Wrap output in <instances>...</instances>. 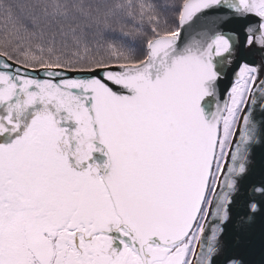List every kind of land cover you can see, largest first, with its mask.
<instances>
[{"label": "snow or ice", "instance_id": "obj_1", "mask_svg": "<svg viewBox=\"0 0 264 264\" xmlns=\"http://www.w3.org/2000/svg\"><path fill=\"white\" fill-rule=\"evenodd\" d=\"M261 140L264 0H0V264H264Z\"/></svg>", "mask_w": 264, "mask_h": 264}, {"label": "water", "instance_id": "obj_2", "mask_svg": "<svg viewBox=\"0 0 264 264\" xmlns=\"http://www.w3.org/2000/svg\"><path fill=\"white\" fill-rule=\"evenodd\" d=\"M243 26L242 21H232L227 28L241 29ZM250 61L260 62L261 58L257 50L246 53ZM235 67V65H233ZM232 80V68L227 70L226 78L220 83V91L223 95L230 85ZM264 182V140L254 145L252 149V164L247 176L242 180V188L246 191L251 185H259ZM246 196L242 195L239 199L243 200ZM238 214L234 212L233 219L225 226L224 243L226 251L246 253L248 249V242L255 240L258 241L260 234L264 231V214L256 217L255 223L247 228V231H242L238 227Z\"/></svg>", "mask_w": 264, "mask_h": 264}, {"label": "bare ground", "instance_id": "obj_3", "mask_svg": "<svg viewBox=\"0 0 264 264\" xmlns=\"http://www.w3.org/2000/svg\"><path fill=\"white\" fill-rule=\"evenodd\" d=\"M258 55L260 56V58L262 59V55L259 51H257Z\"/></svg>", "mask_w": 264, "mask_h": 264}, {"label": "flooded vegetation", "instance_id": "obj_4", "mask_svg": "<svg viewBox=\"0 0 264 264\" xmlns=\"http://www.w3.org/2000/svg\"><path fill=\"white\" fill-rule=\"evenodd\" d=\"M39 75L43 78V74L42 73H40Z\"/></svg>", "mask_w": 264, "mask_h": 264}]
</instances>
